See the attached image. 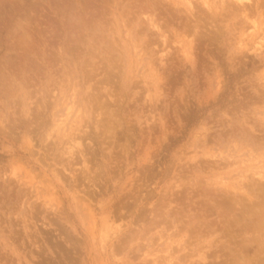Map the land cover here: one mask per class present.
Here are the masks:
<instances>
[{
	"label": "rangeland",
	"instance_id": "374dc122",
	"mask_svg": "<svg viewBox=\"0 0 264 264\" xmlns=\"http://www.w3.org/2000/svg\"><path fill=\"white\" fill-rule=\"evenodd\" d=\"M55 1L0 0V264H264V0Z\"/></svg>",
	"mask_w": 264,
	"mask_h": 264
},
{
	"label": "bare ground",
	"instance_id": "6f19581e",
	"mask_svg": "<svg viewBox=\"0 0 264 264\" xmlns=\"http://www.w3.org/2000/svg\"><path fill=\"white\" fill-rule=\"evenodd\" d=\"M4 1V0H3ZM11 1V0H10ZM14 1V0H13ZM20 1V0H19ZM57 1V0H56ZM55 1V2H56ZM61 1V0H60ZM59 0H58V2H60ZM64 1V0H63ZM70 1V0H69ZM84 1H87V0H84ZM202 2H203V4L204 5H206L207 6V8L208 9H211L212 7H211V5H210V2L208 1V0H201ZM22 2H24V1H22ZM51 2V1H50ZM58 2H56V4L58 5ZM232 2H235V4H237V6H240V7H243L242 9L243 10H246L245 8H247L246 6H247V4H253V0L251 1V0H232ZM35 3V2H34ZM198 3V2H197ZM227 3V2H226ZM11 4V3H10ZM36 4V3H35ZM73 4V3H72ZM78 4V3H77ZM77 4H75V5H77ZM86 4H88L87 2H86ZM254 4H256V3H254ZM5 5V4H4ZM12 5V4H11ZM53 5V4H52ZM82 5H83V3H82ZM85 5V4H84ZM181 5V4H180ZM186 5L189 7L188 9H190L191 11L190 12H192L193 13V11H194V3H192V0H187V3H186ZM229 5V4H228ZM18 6V5H17ZM35 6V5H34ZM39 6V5H38ZM72 6V5H71ZM87 6H90L91 7V5H87ZM87 6H85V7H87ZM99 6V5H98ZM102 6V5H101ZM12 7H14V6H12ZM53 7V6H52ZM60 7H62V6H60ZM73 7V6H72ZM180 7V6H179ZM6 8V7H5ZM8 8V7H7ZM38 8V7H37ZM54 8V7H53ZM74 8H75V6H74ZM78 8V7H77ZM100 8V7H99ZM181 8V7H180ZM232 8H234V7H232ZM59 9V8H58ZM72 9V8H71ZM87 9V8H86ZM89 9V8H88ZM107 9H108V7H107ZM239 9V8H238ZM241 9V8H240ZM18 10V9H17ZM47 10V9H46ZM61 10V9H60ZM59 10V11H60ZM76 10V9H75ZM72 11V10H71ZM79 11V10H78ZM87 11V10H86ZM230 11V10H229ZM240 11V10H239ZM19 13V12H18ZM94 13V12H93ZM96 13V12H95ZM194 13H195V11H194ZM216 13V12H215ZM214 13V14H215ZM3 14V13H2ZM77 14V13H76ZM208 14V13H207ZM217 14V13H216ZM215 14V15H216ZM36 15V14H35ZM71 15H72V13H71ZM73 15H75V14H73ZM72 15V16H73ZM81 15V14H80ZM209 15V14H208ZM224 15V14H223ZM4 16V15H3ZM23 16V15H22ZM30 16V15H29ZM33 16V15H32ZM85 16V15H84ZM89 16V15H88ZM17 17H19V16H17ZM50 17V16H49ZM75 17H77V16H75ZM160 17V16H159ZM4 17H0V19H2V20H4L3 19ZM24 18V17H23ZM32 18V17H31ZM70 18V17H69ZM85 19H86V17H84ZM158 19V18H157ZM160 19V18H159ZM169 19V18H168ZM25 22V25H26V22H27V20H28V18L27 17H25L24 19H18V23L17 24H19V26H18V29L19 28H21L22 29V22L23 21ZM32 20V19H31ZM30 20V21H31ZM78 20V19H77ZM5 21V20H4ZM22 21V22H21ZM169 21H170V19H169ZM31 22H33V21H31ZM30 22V23H31ZM68 22V21H67ZM73 22H74V19H73ZM79 23H80V20L78 21ZM75 23H77V22H75ZM158 23V22H157ZM200 23H202L201 21H200ZM78 24V23H77ZM81 24V23H80ZM27 25L29 26L30 24H28V22H27ZM51 25V24H50ZM72 25V24H71ZM41 26V25H40ZM97 26V25H96ZM198 26V25H197ZM83 27V26H82ZM158 27V26H157ZM193 27V26H192ZM75 28V27H74ZM78 28V27H77ZM154 28H156V27H154ZM153 28V29H154ZM196 28V27H195ZM14 29H17V27L16 28H14ZM13 29V30H14ZM18 29H17V31H18ZM19 30V32L20 31H22V30ZM25 29V28H24ZM43 29H44V27H43ZM56 29V28H55ZM158 29H159V27H158ZM28 30V29H27ZM27 30H23V32H17V33H19L20 34V37H22V39L26 36V34L27 33H25ZM191 30V29H190ZM213 30V29H212ZM45 31V30H44ZM160 31V30H159ZM193 31H194V29H193ZM199 31V30H198ZM7 32V31H6ZM186 32V31H185ZM16 33V32H15ZM16 33V35H18ZM30 33V32H29ZM60 33V32H59ZM198 33V32H197ZM196 33V34H197ZM200 34V33H199ZM13 35H14V33H13ZM162 35V34H161ZM197 36V35H196ZM210 36V35H209ZM29 37H31V36H29ZM163 37H164V35H163ZM172 37V36H171ZM180 37V36H179ZM33 38V37H32ZM69 38V37H68ZM191 38H192V36H191ZM196 39V38H195ZM9 40V39H8ZM25 41V40H24ZM27 41V40H26ZM26 41H25V43H26ZM53 41V40H52ZM149 42V41H148ZM155 42V41H154ZM24 43V42H23ZM34 44V43H33ZM154 44V43H153ZM198 46V45H197ZM261 46V45H260ZM77 47V46H76ZM254 48V47H253ZM162 51V50H161ZM15 53V52H14ZM16 55V54H15ZM10 56V55H9ZM14 57V56H13ZM17 58V57H16ZM112 58V57H111ZM6 60V59H5ZM163 60V59H162ZM7 63V62H6ZM13 66V65H12ZM16 66V65H15ZM95 66V65H94ZM36 69V68H35ZM97 71V70H96ZM45 73V72H44ZM3 75H5V74H3ZM95 76V75H94ZM110 77V76H109ZM7 79V78H6ZM150 79V78H149ZM8 80V79H7ZM105 80V79H104ZM114 82V81H113ZM109 86H110V84H109ZM100 87V86H99ZM257 89V88H256ZM102 93V92H101ZM118 93V92H117ZM93 98V97H92ZM102 99V98H101ZM159 99V98H158ZM95 100V99H94ZM101 104V103H100ZM98 106H99V104H98ZM152 107V106H151ZM17 108V107H16ZM108 108H110V107H108ZM69 110V109H68ZM105 110V109H104ZM95 111V110H94ZM103 111V110H102ZM109 111H110V109H109ZM68 112H70V110L68 111ZM95 113V112H94ZM102 114V113H101ZM69 115V114H68ZM105 115V114H104ZM113 115V114H112ZM112 117V116H111ZM36 118V117H35ZM113 118H114V116H113ZM115 118H116V116H115ZM110 120V119H109ZM118 120V119H117ZM113 121V120H112ZM229 121V120H228ZM23 122V121H22ZM114 122H116V121H114ZM111 123H113V122H111ZM34 125V124H33ZM251 128V127H250ZM6 129V128H5ZM114 129H116V128H114ZM253 129V128H252ZM70 130V129H69ZM105 130V129H104ZM255 131V130H254ZM6 132V131H5ZM8 132V131H7ZM81 132V131H80ZM110 132V131H109ZM246 132V131H245ZM250 132V131H249ZM248 133V132H247ZM74 134V133H73ZM79 134V133H78ZM77 134V135H78ZM85 134V133H84ZM88 134V133H87ZM258 134V133H257ZM74 137V136H73ZM84 137H86V136H84ZM259 137V136H258ZM74 139V138H73ZM108 139V138H107ZM109 139H111V138H109ZM72 140V139H71ZM35 142V141H34ZM72 142V141H71ZM71 142H70V144H71ZM108 142V141H107ZM31 143V142H30ZM84 143V142H83ZM30 151V150H29ZM35 152V151H34ZM65 153V152H64ZM66 154V153H65ZM69 156V155H68ZM67 159V158H66ZM220 161V160H219ZM57 162V161H56ZM226 164V163H225ZM118 166V165H117ZM224 166V165H223ZM100 167V166H99ZM59 169V168H58ZM99 170V169H98ZM206 170V169H205ZM84 173V172H83ZM95 174V173H94ZM89 175V174H88ZM102 175V174H101ZM86 176V175H85ZM261 177H264V176H261ZM86 178V177H85ZM259 178V177H258ZM257 178V179H258ZM46 180V179H45ZM84 182H86V181H84ZM82 183V182H81ZM259 184H261V183H259ZM79 185V184H78ZM251 185V184H250ZM87 186V185H86ZM261 186V185H260ZM85 190V189H84ZM261 190H263V189H261ZM87 191V190H86ZM193 191V190H192ZM214 191V190H213ZM264 191V190H263ZM86 193V192H85ZM190 194V193H189ZM193 197V196H192ZM211 198V197H210ZM86 199V198H85ZM233 199V198H232ZM245 199V198H244ZM205 201V200H204ZM223 201V200H222ZM201 202V201H200ZM226 202V201H225ZM218 203V202H217ZM259 203V202H258ZM224 205H225V203H223ZM217 206H218V204H216ZM222 205V203L220 202V206ZM227 205V204H226ZM216 206V207H217ZM230 206H231V204H230ZM210 207V206H209ZM213 207V206H212ZM231 207H233V205L231 206ZM208 209V208H207ZM59 210V209H58ZM93 210V209H92ZM182 210V209H181ZM187 210V209H186ZM222 210V209H221ZM247 210V209H246ZM248 211V210H247ZM250 211H252V210H250ZM91 212V211H90ZM246 212V211H245ZM221 213V211L219 212V214ZM224 212H222V214H223ZM254 213V212H253ZM180 214V213H179ZM222 214H220V215H222ZM181 215V214H180ZM195 216V215H194ZM65 217V216H64ZM226 217V216H225ZM54 218V217H53ZM66 218V217H65ZM188 220V219H187ZM43 221V220H42ZM54 222V221H53ZM186 222V221H185ZM201 222V221H200ZM177 223V222H176ZM197 223V222H196ZM209 223V222H208ZM213 223V222H212ZM260 222H258V224H259ZM202 225V224H201ZM206 225V224H205ZM63 226V225H62ZM218 226V225H217ZM259 226H261V224L259 225ZM258 226V227H259ZM58 227H60V226H58ZM206 227H207V225H206ZM221 227V226H220ZM100 228V227H99ZM107 228V227H106ZM264 228V227H263ZM54 229V228H53ZM210 229H212V228H210ZM252 229V228H251ZM260 229V228H259ZM28 230V229H27ZM43 230V229H42ZM102 230H103V228H102ZM226 230V229H225ZM255 230V229H254ZM261 230V229H260ZM264 230V229H263ZM253 231V230H252ZM59 232V231H58ZM68 232V231H67ZM190 232V231H189ZM31 233V232H30ZM63 233V232H62ZM65 235V234H64ZM168 235V234H167ZM46 236V235H45ZM192 236V235H191ZM223 236V235H222ZM258 236V235H257ZM47 237V236H46ZM195 237V236H194ZM58 239V238H57ZM62 240H64V239H62ZM72 240V239H71ZM39 241V240H38ZM42 241V240H41ZM49 241V240H48ZM193 241V240H192ZM54 242V241H53ZM42 243V242H41ZM54 244V243H53ZM68 244V243H67ZM66 244V245H67ZM75 244V243H74ZM76 245V244H75ZM172 247V246H171ZM222 247V246H221ZM54 248V247H53ZM38 249V248H37ZM174 249H175V247H174ZM80 250V249H79ZM214 251H212V253H213ZM76 253V252H75ZM188 255V254H187ZM190 255V254H189ZM205 256V255H204ZM222 256V255H221ZM183 258V257H182ZM204 258H207V257H204ZM222 258V257H221ZM163 260V259H162ZM176 261V260H175ZM204 261V260H203ZM214 261H215V259H214ZM159 262V261H158ZM192 262V261H191ZM219 262V261H218ZM223 262V261H222ZM154 263V262H153ZM201 263V262H200ZM224 263V262H223ZM226 263V262H225ZM237 263V262H236ZM242 263V262H241Z\"/></svg>",
	"mask_w": 264,
	"mask_h": 264
}]
</instances>
